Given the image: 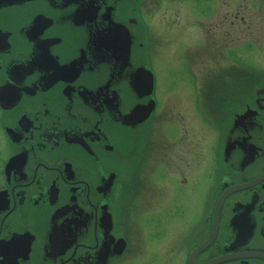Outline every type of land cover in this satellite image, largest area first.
Returning a JSON list of instances; mask_svg holds the SVG:
<instances>
[{"label": "flooded vegetation", "instance_id": "1", "mask_svg": "<svg viewBox=\"0 0 264 264\" xmlns=\"http://www.w3.org/2000/svg\"><path fill=\"white\" fill-rule=\"evenodd\" d=\"M0 264H264V0H0Z\"/></svg>", "mask_w": 264, "mask_h": 264}, {"label": "rangeland", "instance_id": "2", "mask_svg": "<svg viewBox=\"0 0 264 264\" xmlns=\"http://www.w3.org/2000/svg\"><path fill=\"white\" fill-rule=\"evenodd\" d=\"M241 3H247V1H241ZM154 30L158 31L155 28ZM184 47L183 40H165L160 43L159 51L152 54L151 64L156 76L158 92L169 89L191 91L194 81L189 71V64L184 60L185 57L181 55ZM209 83H212V81H208Z\"/></svg>", "mask_w": 264, "mask_h": 264}]
</instances>
